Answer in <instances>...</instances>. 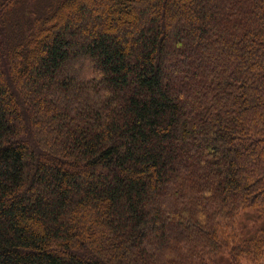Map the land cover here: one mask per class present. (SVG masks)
I'll return each instance as SVG.
<instances>
[{
    "label": "trees",
    "instance_id": "obj_1",
    "mask_svg": "<svg viewBox=\"0 0 264 264\" xmlns=\"http://www.w3.org/2000/svg\"><path fill=\"white\" fill-rule=\"evenodd\" d=\"M264 0H0V264H264Z\"/></svg>",
    "mask_w": 264,
    "mask_h": 264
},
{
    "label": "rangeland",
    "instance_id": "obj_2",
    "mask_svg": "<svg viewBox=\"0 0 264 264\" xmlns=\"http://www.w3.org/2000/svg\"><path fill=\"white\" fill-rule=\"evenodd\" d=\"M262 225H264V207L246 209L237 214L233 223V231L239 236L248 237ZM227 261V255L215 257L217 264L227 263Z\"/></svg>",
    "mask_w": 264,
    "mask_h": 264
}]
</instances>
